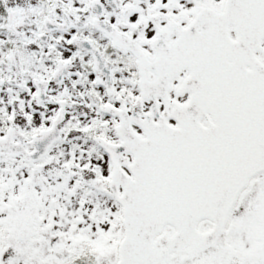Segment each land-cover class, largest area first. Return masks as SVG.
Instances as JSON below:
<instances>
[{
	"label": "snow or ice",
	"instance_id": "snow-or-ice-1",
	"mask_svg": "<svg viewBox=\"0 0 264 264\" xmlns=\"http://www.w3.org/2000/svg\"><path fill=\"white\" fill-rule=\"evenodd\" d=\"M0 264H264V0H0Z\"/></svg>",
	"mask_w": 264,
	"mask_h": 264
}]
</instances>
